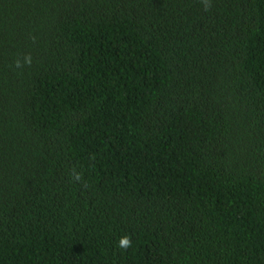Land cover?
<instances>
[{"label": "trees", "instance_id": "1", "mask_svg": "<svg viewBox=\"0 0 264 264\" xmlns=\"http://www.w3.org/2000/svg\"><path fill=\"white\" fill-rule=\"evenodd\" d=\"M207 2L0 0V264H264V0Z\"/></svg>", "mask_w": 264, "mask_h": 264}, {"label": "clouds", "instance_id": "2", "mask_svg": "<svg viewBox=\"0 0 264 264\" xmlns=\"http://www.w3.org/2000/svg\"><path fill=\"white\" fill-rule=\"evenodd\" d=\"M202 2H204L205 10L207 11L211 7V4L207 2V0H202ZM14 63L17 68H22L24 65L30 66L32 63L31 54L30 53L25 54L23 61H21L20 59H16ZM70 176L75 181H80L82 179V173L76 171L75 168H73L72 171L70 172ZM132 244L133 241L131 237L125 234L119 238L117 247H119L123 251H126L128 248L132 247Z\"/></svg>", "mask_w": 264, "mask_h": 264}]
</instances>
